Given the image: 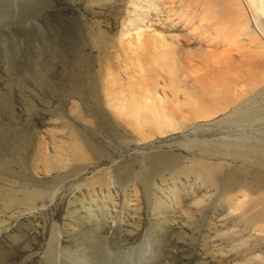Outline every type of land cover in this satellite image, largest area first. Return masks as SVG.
I'll return each instance as SVG.
<instances>
[{
    "label": "rangeland",
    "instance_id": "rangeland-1",
    "mask_svg": "<svg viewBox=\"0 0 264 264\" xmlns=\"http://www.w3.org/2000/svg\"><path fill=\"white\" fill-rule=\"evenodd\" d=\"M187 1L0 0V264H76L78 257H89L90 248L98 264L264 263L259 233L244 226L233 209L235 201L247 199L240 194L231 202L216 198L224 161H203L197 147L187 151L182 146L205 140L215 148L235 134L243 133V141L254 136L253 118L243 125L223 118L246 99L232 97L227 89H246L249 68L264 66L253 60L256 47L249 41V36L261 41L259 31L252 21L249 28L241 25L237 0H213L205 11L196 10L195 3L189 8ZM210 11L215 19L205 21ZM161 37L181 61L174 67L181 76L175 87L193 93L198 105H188L181 92L187 119L178 129L127 150L128 132L79 130L77 138L95 144L96 151L74 162L67 147L77 132L68 127L79 117L76 104L105 98L106 73L122 84L127 76L137 84L143 77L151 83L153 77H140L129 59ZM160 75L157 91L167 90V76ZM229 97L234 106L224 104ZM191 108L210 115L189 121ZM160 147L197 157L183 163L178 158L180 168L161 182L154 175L162 172V164L156 161L153 167L148 155L142 156ZM61 156H68L65 168L45 171L44 164L58 168ZM238 165L228 173L234 180H249L256 173V168ZM76 166L82 171L65 179L63 174ZM145 168L148 181H155L149 188L140 177ZM33 177L47 181L34 186ZM10 185L13 192L7 194ZM51 185H58L55 192L42 191ZM30 190L35 192L32 207L26 201ZM15 199L27 206L15 205Z\"/></svg>",
    "mask_w": 264,
    "mask_h": 264
},
{
    "label": "bare ground",
    "instance_id": "bare-ground-1",
    "mask_svg": "<svg viewBox=\"0 0 264 264\" xmlns=\"http://www.w3.org/2000/svg\"><path fill=\"white\" fill-rule=\"evenodd\" d=\"M212 1L213 0H202V4L197 0H188L186 3L187 5H189V8L192 7L195 3L194 8L196 10L199 8L202 11H205L208 9L210 10L209 5ZM237 1L241 5L240 13L243 14V18L238 19L241 22V25H246V28H249V24L252 21L256 24V27L259 31L257 37L260 36L261 41L249 36V41L256 47V50L252 54L253 60H255L256 57L257 59H259V61H264V0ZM204 3L207 5H204ZM210 14V16H203L205 21L210 18L215 19L214 14L211 13V11ZM211 24L212 23L210 22V25ZM99 38L101 37L98 36V39ZM135 43L142 45L143 42L140 39H136ZM106 44L107 39L105 38V42L104 44H102V46ZM166 44L162 40V37L161 39L159 38L157 42L146 43L143 45V51L140 55L129 59L130 61H134L133 67L137 68V70L139 71L138 75L140 77L144 74H149L151 77H153V79H151V83L147 82L146 78L143 77L142 82L137 84L134 82L135 79H133V77L127 76V84H122V80L115 77L112 73V76H110L111 79L108 78L109 73H106L107 75L103 82L107 84V87L105 88V91L103 93V95H105V98H103V100L98 98L96 103L93 102L89 104L85 103V101H80L79 104H76L75 110L79 117L78 119L71 120V124L68 127L72 131L77 132H75V135L72 136L73 143L67 147L68 154L72 152L69 156L74 159V162H78L79 159H81V156L83 154L85 155L87 151H96L94 147L95 144L90 145L85 142H81V140L77 138L79 130H87L94 127L96 128L95 130L99 131L104 129V127H108L107 129L112 128L113 130H118L121 133L128 132L129 135L127 136V138L124 139L126 146L125 150H127L130 144L137 145L140 142L144 143L153 140L154 138L158 140L159 138H161V135H166L168 134V132H175L178 129L177 127L180 122L185 121L187 119L184 114L186 112L182 109L180 104L182 101H180L178 98L180 97V94L184 93V99L188 105L192 107L198 105V100L195 96H193V93H190L189 91L183 92L178 87V85L177 87H175V84H177L176 81H179V78L181 76L180 74H178V70L174 71V67H176L177 63L180 66L181 61L180 59L175 57L174 49L170 46H167ZM129 60L128 66L125 67L124 71L129 68ZM188 60H186V58H183V61L188 62ZM251 62L254 63V61ZM160 72L164 73L167 76L166 78H164V82H166L167 88L172 93L171 95L166 92L168 89L166 90L162 88V90H160L161 92L157 91V87L159 85V77L161 76ZM246 76L247 78L244 80H247L246 82L248 83L249 87H247L246 89H235V87H230L229 89H227L229 95L230 93L231 95L236 94L239 99L242 97H246V99L244 98L245 100H241V103L234 106L231 104L233 102L232 98L229 97L224 104H231L230 106L234 107L233 110H231L230 114H227L223 118V120L234 119L235 122L238 124H248V120L253 118L254 120H252V123L254 126H257V129H254V136L251 139L243 141V133L235 134L234 139L232 138L229 142L226 141L222 144H217L218 148H212L214 144L205 143V140L183 142L182 146L187 151L193 150V148L197 147L200 151L198 156L203 161L214 157L216 159L221 158L224 161V171H222L224 174L221 175V178H219L222 181V186L218 187L216 198L220 199V201L225 200V202H231L233 201V199H235L236 194H240V196H242L244 199H247V201H235V206H233V209H235L236 213L239 214V217L242 219V223L244 226L248 228L252 227L255 232L259 233V235H257L259 236V238L256 239V242H259L260 244L257 247L264 256V66H262L261 64L259 66H252L251 68H249ZM184 109L186 110V108ZM92 112L97 113L98 116H92ZM200 114L208 115L209 112H206L205 110L196 111L195 109L191 108V112L189 114V116H191L189 117V121L190 119H195L196 116L198 117ZM87 117H89V119ZM158 149L161 150L155 152L156 149H153V151L150 150L149 152H147V154L142 153V156L145 157L146 155H148V162L153 167L154 164H156V161H159L162 164V172L158 175H154L161 182L166 181L165 177L167 175L169 177H172L174 171L180 168V165L181 163H183V161H188L189 157L192 158L191 156H193V158L197 157L192 153L189 157H183V155H176L174 154L172 149L163 150V147H160ZM178 158L182 160L180 161L181 163L176 164L175 162L179 161ZM95 160L97 161V158ZM68 162V156H61L57 163V165L60 164L58 168L53 165L47 164H44L43 166H45V171L47 170L50 172L65 168V165H67ZM238 164H246L248 166V169L250 167L256 168V173L250 174L249 180L248 178L247 180H234V178L232 176H229L228 173L232 172L233 168H235L236 165L239 166ZM8 167L9 170H14L13 167ZM215 168L216 166H214L213 169ZM35 170L36 168L34 169V172ZM216 170L219 171V169ZM81 171V168L79 166H76L73 171L66 172L65 174H63V176L65 179H67L78 175ZM31 172H33V170ZM146 173L147 171L145 168L141 173L140 177L143 187L145 188L146 186H148L149 188V184H153L155 181H148V177L145 175ZM212 173L213 172H211L210 174ZM212 175H214V173ZM29 177H31L30 173ZM32 181L34 186H41L43 184L42 182L47 180H44V178L43 180H37L33 177ZM57 188L58 185H51V187H43L42 191L47 192L53 190L55 192ZM0 190L2 193V189ZM12 192L13 188L10 185L7 194H10ZM34 198L35 192L30 190L26 200L28 202L29 207H32L33 204H35V201H33ZM108 198H110L109 195ZM39 200L41 201V199ZM12 202L15 205H21V207L27 206V204L24 203L21 199H15ZM15 205H13L14 209L16 208ZM256 208L258 209L253 210ZM203 211L204 210H201L200 214H203ZM81 220L79 219L80 223H82ZM90 238L91 237L87 238L86 243H91L92 245L93 242ZM250 238V241L253 240L252 236ZM89 252H91L88 253L89 257L85 259H81L78 257V260L75 263L88 264L90 261H92L93 263L91 264H98V261L93 259V256H96L97 254L92 256V254L94 253L93 248H90ZM242 253L247 254L246 251ZM229 256L231 257V255ZM259 257L262 262V256L259 255ZM234 264L238 263L234 262ZM244 264L250 263L249 261H246V263Z\"/></svg>",
    "mask_w": 264,
    "mask_h": 264
}]
</instances>
